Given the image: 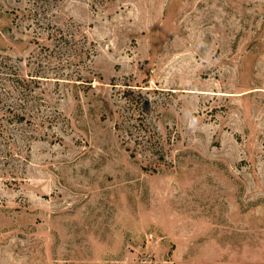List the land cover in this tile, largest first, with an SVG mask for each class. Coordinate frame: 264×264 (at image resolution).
Segmentation results:
<instances>
[{
	"label": "rangeland",
	"instance_id": "obj_1",
	"mask_svg": "<svg viewBox=\"0 0 264 264\" xmlns=\"http://www.w3.org/2000/svg\"><path fill=\"white\" fill-rule=\"evenodd\" d=\"M0 264H264V0H0Z\"/></svg>",
	"mask_w": 264,
	"mask_h": 264
}]
</instances>
